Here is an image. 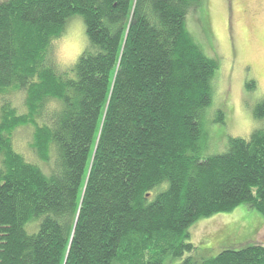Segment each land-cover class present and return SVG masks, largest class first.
I'll use <instances>...</instances> for the list:
<instances>
[{
    "label": "trees",
    "instance_id": "obj_1",
    "mask_svg": "<svg viewBox=\"0 0 264 264\" xmlns=\"http://www.w3.org/2000/svg\"><path fill=\"white\" fill-rule=\"evenodd\" d=\"M201 1L0 0V264H264L256 241L209 258L190 241L241 204L264 218V128L207 152L224 112L219 63L185 24ZM75 14L88 45L62 67ZM23 127L35 160L15 147Z\"/></svg>",
    "mask_w": 264,
    "mask_h": 264
},
{
    "label": "rangeland",
    "instance_id": "obj_2",
    "mask_svg": "<svg viewBox=\"0 0 264 264\" xmlns=\"http://www.w3.org/2000/svg\"><path fill=\"white\" fill-rule=\"evenodd\" d=\"M185 24L203 53L219 63L211 82V106L222 109L224 123L209 120L206 126L207 152L219 154L227 147L229 137H247L252 131L264 128V119L254 113L257 102L264 95V0H203L190 10ZM87 45L82 16H70L62 37L54 43L58 64L62 67L73 65ZM251 82L253 86L249 88ZM10 97L21 110V93H13ZM13 139L19 152L35 160L29 148V128L16 129ZM36 229V223L26 224L27 232ZM227 230L232 234L224 239ZM189 231L197 253L206 258L215 256L230 241L233 245L251 244L252 241L264 245V218L244 204L229 213H217L196 221ZM181 259L174 262L167 257L164 264H177Z\"/></svg>",
    "mask_w": 264,
    "mask_h": 264
},
{
    "label": "flooded vegetation",
    "instance_id": "obj_3",
    "mask_svg": "<svg viewBox=\"0 0 264 264\" xmlns=\"http://www.w3.org/2000/svg\"><path fill=\"white\" fill-rule=\"evenodd\" d=\"M229 1H231V0H229Z\"/></svg>",
    "mask_w": 264,
    "mask_h": 264
}]
</instances>
